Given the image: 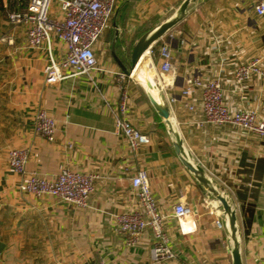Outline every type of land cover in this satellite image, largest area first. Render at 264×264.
Returning a JSON list of instances; mask_svg holds the SVG:
<instances>
[{"label":"crops","instance_id":"0c3cea01","mask_svg":"<svg viewBox=\"0 0 264 264\" xmlns=\"http://www.w3.org/2000/svg\"><path fill=\"white\" fill-rule=\"evenodd\" d=\"M182 1L117 0L93 46L98 70L91 79L75 76L49 85L47 46L30 47L24 27L7 21L0 0V264H232L222 208L175 153L139 73L125 78V114L148 143L131 150L112 114L119 100L115 74L122 73L114 56L125 64L133 43ZM258 2L264 0H195L145 60L147 78L156 98L168 106L185 154L227 194L235 210L242 264H264V138L229 124L205 123L202 91L193 88L188 97L182 91L191 78L217 80L228 107L253 111L264 120V78L241 83L234 78L254 58H261L264 69V16L254 10ZM49 14L61 15L57 0ZM164 41L170 43L173 70L162 75L158 49ZM50 45L52 58L60 61L63 43L52 38ZM38 110L56 121L52 143L34 131ZM15 148L27 151L29 173L49 179L62 169L95 174L88 207L19 192L20 178L7 164V153ZM140 171L165 217L170 259H152L156 239L150 230L132 247L114 232V216L135 206L131 178ZM179 202L192 210L185 220L188 233L171 216Z\"/></svg>","mask_w":264,"mask_h":264},{"label":"built area","instance_id":"2783aa9c","mask_svg":"<svg viewBox=\"0 0 264 264\" xmlns=\"http://www.w3.org/2000/svg\"><path fill=\"white\" fill-rule=\"evenodd\" d=\"M53 1L7 0L4 14L10 24L24 27L25 38L30 47L47 46L49 64L44 69L46 84H58L75 76H86L91 79V73L98 70L93 46L108 26L117 0H57L61 13L59 17H52L49 14ZM254 10L258 16L263 17L264 3L258 2ZM52 38L60 40L64 45L65 53L60 61L52 58L50 50ZM158 54L161 74L171 72L173 56L170 43L164 41L159 46ZM66 71L70 73H65ZM252 76L264 78L261 58H254L248 64L240 66L234 78L236 82L241 83ZM115 78L119 89L118 104L112 113L115 126L127 141L129 148L135 151L146 145L148 138L138 132L126 118L125 75L117 73ZM193 88L202 91L201 107L205 123L215 126L229 124L264 138V120H258L253 111H234L228 107L223 101L219 81L203 83L197 78L188 79L182 96L188 97ZM187 108L193 110L192 105ZM34 131L45 141L52 143L55 140L56 121L46 111L38 110L34 119ZM27 159L28 153L24 149L15 148L7 153L9 168L20 178L17 186L19 192L35 197L52 198L76 209L88 207L97 179L95 174L62 169L54 178L49 179L35 172H27L25 170ZM131 185L135 206L114 216V232L123 238L127 247H132L147 230H150L156 239L155 245L151 248L152 259L158 261L162 258H172L164 232L165 217L151 194L146 173L138 172L131 178ZM191 215L192 210L185 203L179 202L173 206L171 216L176 220L182 233L190 232V228L186 229L185 220ZM216 226L220 228L222 225L216 221ZM89 264L105 263L98 261Z\"/></svg>","mask_w":264,"mask_h":264},{"label":"water","instance_id":"95a60500","mask_svg":"<svg viewBox=\"0 0 264 264\" xmlns=\"http://www.w3.org/2000/svg\"><path fill=\"white\" fill-rule=\"evenodd\" d=\"M195 0H183L175 11L167 16L163 21L154 25L145 33H143L132 45L131 53L125 64H122L115 56L114 60L117 63L121 72L125 77L134 79V74L140 68L145 67V60L149 58V51L167 35L179 22H181L191 5ZM146 82L143 87L146 90L149 101L157 114L164 120L169 129V133L173 138V148L178 155L183 166L193 175L195 180L207 192L209 197L214 198L222 208L223 214L227 223V234L231 242V258L232 264H242L239 253L238 230L236 222V213L229 201L227 194L211 181L204 173L203 169L194 165L185 154L178 134L175 132L169 121V108L164 105L155 96L154 87L151 81L145 74ZM1 247V245H0Z\"/></svg>","mask_w":264,"mask_h":264},{"label":"bare ground","instance_id":"6f19581e","mask_svg":"<svg viewBox=\"0 0 264 264\" xmlns=\"http://www.w3.org/2000/svg\"><path fill=\"white\" fill-rule=\"evenodd\" d=\"M147 67L145 66L144 68H140L138 71L135 72L134 74V79H135V75H137V73H139L140 75V80H141V86L145 85V82H146V78H145V74L147 76V71H146Z\"/></svg>","mask_w":264,"mask_h":264},{"label":"trees","instance_id":"16d2710c","mask_svg":"<svg viewBox=\"0 0 264 264\" xmlns=\"http://www.w3.org/2000/svg\"><path fill=\"white\" fill-rule=\"evenodd\" d=\"M6 8H7V0L5 1L3 0V12L5 11Z\"/></svg>","mask_w":264,"mask_h":264}]
</instances>
